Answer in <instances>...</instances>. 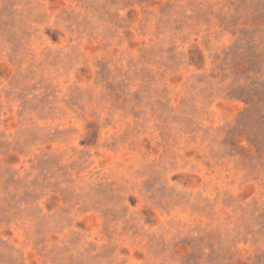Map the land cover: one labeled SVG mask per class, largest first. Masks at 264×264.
Listing matches in <instances>:
<instances>
[{"label": "rangeland", "instance_id": "obj_1", "mask_svg": "<svg viewBox=\"0 0 264 264\" xmlns=\"http://www.w3.org/2000/svg\"><path fill=\"white\" fill-rule=\"evenodd\" d=\"M0 264H264V0H0Z\"/></svg>", "mask_w": 264, "mask_h": 264}]
</instances>
